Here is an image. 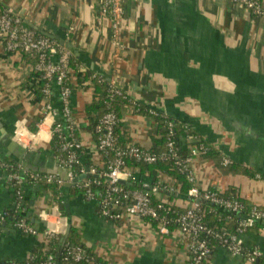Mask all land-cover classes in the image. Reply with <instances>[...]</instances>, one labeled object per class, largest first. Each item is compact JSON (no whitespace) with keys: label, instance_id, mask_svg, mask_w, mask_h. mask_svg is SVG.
<instances>
[{"label":"crops","instance_id":"0c3cea01","mask_svg":"<svg viewBox=\"0 0 264 264\" xmlns=\"http://www.w3.org/2000/svg\"><path fill=\"white\" fill-rule=\"evenodd\" d=\"M102 1L0 0V12L9 9L41 35L57 40L77 62L70 110L83 161L98 172L107 169L93 134L84 130L85 108L94 96L91 81L83 75L98 74L113 80L128 98L119 123L128 144L152 148L155 123L140 108L166 114L192 127L215 151L195 157L190 165L199 192L231 191L250 207H264V17L231 0H125L114 40L110 19L98 14ZM32 74L21 52L0 44V159L18 165L21 172L47 173L57 165L59 154L50 146L52 122L41 123V109L51 103L55 119L64 121L60 88L53 85L49 96L40 98L34 93ZM30 126L37 127V137L29 139V146L18 143L14 136ZM223 158L231 163L223 165ZM130 169L137 187L150 184V176L140 177L138 169ZM6 177L0 171V213L13 208L14 190ZM159 177L166 189H155L158 199L181 208L191 205L170 176ZM42 184H22L25 207L33 201L28 210L34 220L26 216L25 207L23 214L39 232L46 226L42 214L51 213L55 204ZM76 184L62 181L58 198L65 217L68 203L70 224L81 242L104 264H189L188 236L179 229L160 233L126 213L116 220L104 218L95 201L75 191ZM10 220L0 218V264L23 261L48 241L42 232L24 234ZM66 227L67 223L64 234ZM238 238L247 249L257 247L262 257L252 263L245 254L233 255L216 246L205 264H264V227L244 231Z\"/></svg>","mask_w":264,"mask_h":264},{"label":"built area","instance_id":"2783aa9c","mask_svg":"<svg viewBox=\"0 0 264 264\" xmlns=\"http://www.w3.org/2000/svg\"><path fill=\"white\" fill-rule=\"evenodd\" d=\"M231 1L241 6L250 14L264 17V0ZM124 2L125 0H103L98 10L100 16H105L110 19L114 40H116L123 22ZM114 42L116 44V41ZM0 44L9 51H25L36 56L37 62L34 70L41 72L42 78L46 80V85L43 88L45 97L49 96L53 85L59 86L64 121L61 122L55 119L57 112L54 110L51 103L46 102L41 109V123L51 120V135L57 134L61 141V152L65 155V157H62L60 154L58 156V162L61 167L66 169L67 176L71 181L78 176L73 169V165L78 162L77 151L82 149V144L73 135L75 125L70 110L71 88L64 83L67 73L70 72V50L62 46L58 41H53L49 37L37 34L26 21L20 16L12 13L9 9H4L0 12ZM108 92L111 97L126 96L113 80H110ZM150 112L155 113L153 111ZM166 123L169 133H172V128L174 126L173 122L169 120L166 121ZM117 124L118 117L115 112L109 111L102 116L100 124H98L96 128L98 133V143L96 147L99 152L101 151L103 156H107L110 152L114 153V156L107 162V169L105 171L98 172L94 167L89 168V176L105 178L107 186L105 190H99L98 186L100 185V181L96 180L94 181L95 188L91 187V182L87 179L88 176L85 178L86 181L81 185L82 194L85 199L95 201L98 204L99 212L104 218L116 220L126 213L141 219L148 218L150 221L147 222L150 225H152L151 221H155L157 227L153 225L152 227H154L157 232H169L167 227L169 221L165 215L162 214L163 210L167 211L166 205L163 201H159L155 205L152 204L150 192L147 190L148 185L143 184V189H127L119 182L121 179L126 181L134 179L133 171L125 165V158L132 157L139 161L141 160L149 163L155 162L158 158L163 160L169 157L174 158L176 159V164L180 166V170H186L188 180L194 184L195 178L190 165L195 157L207 151L208 146L202 143L192 146L190 149V156L183 160L178 159L172 141L167 142L166 152L161 153L159 156L133 143L128 144L126 147L118 148L115 146L114 136V129ZM22 133L25 134L24 140L20 139ZM14 137L18 143L27 144V146H29V139L31 138L34 140L37 134L36 132L31 133L27 127H24L22 132H18ZM230 163L231 161L228 158H223V165H229ZM19 170L18 165L16 166L0 159V171H5L7 173V181L14 190L13 208L15 209L20 208L22 205L24 197L22 184L24 180L56 183L58 187L62 185L60 177L55 173L28 174ZM85 172L84 168L80 169L81 174ZM256 177L261 178L260 174H256ZM187 196L196 201H193L191 205L185 209L184 213L176 219V222L179 223L178 229L184 235L188 236L190 249L189 264L206 263L212 247L208 237L215 239L219 243V246L227 248L233 255L245 254L247 260L252 263L262 257V253L257 247L245 248L238 238V235H227L224 230H214L203 225L201 216L198 214V201L200 198H203L233 214L238 213L240 215H247L248 218L243 219L239 225V234L246 231V228L252 226L255 221L264 223V207L252 205L248 212H244L245 207L240 200L224 198L220 195V192L216 190L206 189L199 192L194 185L188 190ZM52 207L51 213H44L41 216L46 222V226L40 232H42V235L46 239L61 237L64 234L66 225V217L59 206L54 204ZM6 214V211H2L0 213V218L4 219ZM49 217L52 219H49ZM14 226L17 230L27 235H38L40 233L34 225L24 218L16 220ZM201 232H204L206 237L200 238ZM62 247H64L65 250L64 259L68 264H73L88 258V254L84 249L70 246L67 241L62 244ZM31 260L32 256L30 253L23 261L10 260L2 264H32ZM43 264H55L53 255L48 254Z\"/></svg>","mask_w":264,"mask_h":264},{"label":"trees","instance_id":"16d2710c","mask_svg":"<svg viewBox=\"0 0 264 264\" xmlns=\"http://www.w3.org/2000/svg\"><path fill=\"white\" fill-rule=\"evenodd\" d=\"M2 10V9H1ZM36 31V30H35ZM37 34L41 35L36 31ZM44 36V35H42ZM47 37V36H46ZM51 39V38H50ZM53 41H57L55 39H51ZM21 54L27 58L29 63L32 66V76L35 77L36 81L33 85L34 93L36 96L43 98V88L46 85V80L42 78V74L39 71L34 70L35 64L37 62V58L35 55H31L28 52L22 51ZM70 72L67 73L64 83L68 85L71 88V79L72 76L75 75V72L78 68L77 62L74 61L73 57L71 56L70 62H69ZM84 78L89 79L93 86V100L92 102L86 106L85 108V115L87 124L84 130H87L93 134V137L96 142V146L98 143V133L96 131L97 125L100 124L102 116L109 112L113 111L116 113V116L118 117V124L114 129V136H115V146L116 147H126L128 145V142H126V139L123 134L119 131V123H120V113L122 106L127 102L128 98L127 96H110L108 92L110 80H106L101 75L93 74L92 76H87L86 74L83 75ZM139 111H143V113L147 115H151L153 118V121L155 123L153 134V145L152 148L148 149L149 152L156 154L157 156L161 155V153L166 152L167 150V142L172 141L174 144V150L178 156V159H184L190 156L191 152L190 149L192 146L198 145L199 143L205 144L208 146L207 151L202 154L206 157L214 155L215 151L196 133L192 127L189 125L183 124L181 122L176 121L174 118L162 114V113H152L147 109L140 108ZM172 121L174 126L172 128V133H169L167 123L166 121ZM29 128V127H28ZM30 131L34 132L37 130V127L30 126ZM79 130L75 127L73 131L74 137L80 141L79 138ZM60 140L57 136V134H53L52 138L50 140V146L53 148V150L57 154H61L62 157H65L64 153L61 152L60 149ZM138 146V145H137ZM141 147V146H139ZM83 148L81 150L77 151L78 156V162L73 165V169L75 170L76 175H81L80 169L89 167L91 168L92 164L89 161H83L82 157ZM101 153V151H100ZM114 156V153L110 152L107 156H105L106 163L112 159ZM5 161V160H4ZM8 163H13L11 161H6ZM125 165L127 167H132L138 169L140 177H143V175L147 174L151 178V182L147 187V190L150 192L151 201L152 204H157L160 199L156 197L155 189L157 188L158 191L162 188L163 190L166 189V186L164 184L160 183V175H167L170 176L174 181V186L178 190L180 194L187 195L188 190L193 187V184L188 180L187 178V171L180 170V166L176 164V159L174 158H167L165 160L158 158L155 162H144L139 161L132 157L125 158ZM87 179L91 182V187L95 188L94 181L99 180L100 185L98 186V189L101 191L105 190L107 186L106 179L103 177H94L89 176ZM85 179H82L78 182L75 186V191L82 192L81 185L85 182ZM130 184H122L123 187L127 189H143V186L137 187V181L131 180ZM43 187L45 190H48L53 195V202L57 204L60 208V210L65 215L64 207L61 198H58V195H60V188L56 183H46L44 182ZM210 190H215L211 188ZM231 191L226 192H220V195H222L224 198L228 199H237L233 194H230ZM191 202L196 201L195 199L187 196ZM25 197H23L22 205L20 208H8L6 209L7 214L5 215L3 220H8L9 217L12 218L10 220L11 224L15 223L16 220L20 218L26 219L28 222L30 220L25 217L23 214V208L25 207L24 200ZM240 200V199H237ZM241 201V200H240ZM165 203V207L167 208L163 210L162 214L165 215L167 220L169 221L167 224L168 231H172L173 229L179 228V223L176 222V219L184 213L186 208H181L176 206L173 203H170L168 201H163ZM244 204V212H248L250 205L245 202L241 201ZM198 214L201 216V222L203 225H205L207 228H212L214 230H224L227 235H239L238 229L239 225L242 222L243 218L240 216H236L235 214L231 215L227 212L219 210V207L212 204L211 202L204 200L203 198H200L198 201ZM225 210V209H224ZM227 211V210H225ZM145 221H150L148 218H144ZM152 225L154 227H157V223L155 221H151ZM264 227V223L255 221L252 226H249L246 228V231L249 230H255ZM206 237L205 233H200V238ZM210 240V244L212 245L211 251L216 247L219 246V243L211 238L208 237ZM67 242H69L70 246L74 247H80L84 249V251L88 254V258L83 259L79 262H75L73 264H104V262L100 259L94 256L92 251L87 248L80 240V234L75 227H71L69 234L66 239ZM44 244L37 246L32 252V264H43L47 255L52 254L54 257L55 264H68L66 260L64 259V247H62L61 244V237L58 238H50L45 243V247L43 248ZM90 257V258H89ZM92 257V258H91ZM9 261V260H8Z\"/></svg>","mask_w":264,"mask_h":264},{"label":"water","instance_id":"95a60500","mask_svg":"<svg viewBox=\"0 0 264 264\" xmlns=\"http://www.w3.org/2000/svg\"><path fill=\"white\" fill-rule=\"evenodd\" d=\"M17 162L20 163L19 160H17ZM85 171H86V172H85L84 174H81V175H79V176L73 178V179L70 181L69 178H68V176H67V171H66V169L63 168V167H61V166L58 164V162H57V165H56V166L54 167V169L51 170L50 172L59 175L60 178L62 179V181L65 183L66 186H72V185L78 183L79 181H81L82 179H85L86 177H88V176L90 175V174H89V168H88V167L85 168ZM119 182H120L121 184H128V181H126V180H124V179L119 180ZM32 204H33V201H30L29 206H26V207H25V210H26L25 213H26V216L29 217V218H31V220L33 221L34 219L31 217V216H32V212H30V211L28 210L29 207L32 206ZM64 206H65V210H66V214H67V216H66L67 227H66V232H65V234H64L63 237L61 238V243H62V244L66 241L67 236H68L69 231H70V228H71V224H70L71 217H70V210H69L68 203L65 202V203H64ZM219 210L224 211V212H227L228 214L233 215L232 212L225 211L222 207H219ZM235 215H236V216H240V217L243 218V219H247V218H248V216L245 215V214H241V215H240V214L236 213ZM4 225H5V222L3 221V222L1 223V226H4Z\"/></svg>","mask_w":264,"mask_h":264},{"label":"clouds","instance_id":"9594fccd","mask_svg":"<svg viewBox=\"0 0 264 264\" xmlns=\"http://www.w3.org/2000/svg\"><path fill=\"white\" fill-rule=\"evenodd\" d=\"M24 138H25V134L22 133V134L20 135V139H21V140H24ZM45 139H50V137H45Z\"/></svg>","mask_w":264,"mask_h":264}]
</instances>
